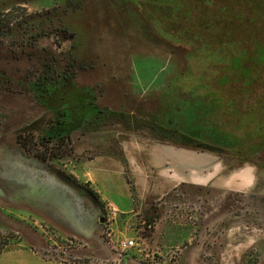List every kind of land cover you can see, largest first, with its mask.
<instances>
[{
  "label": "rangeland",
  "instance_id": "rangeland-1",
  "mask_svg": "<svg viewBox=\"0 0 264 264\" xmlns=\"http://www.w3.org/2000/svg\"><path fill=\"white\" fill-rule=\"evenodd\" d=\"M0 11L3 24L29 22L19 26L12 49L0 50L1 153L26 133L33 140L64 138L68 124L72 143L93 130L87 143L96 152L119 144L130 150L112 131L126 139L133 134L188 144L190 151L208 143L215 147L210 158L220 160L215 174L240 162L255 166V178L241 175L240 194L206 188V197L214 199V214L202 226L207 236L195 234L159 254L147 248L146 254H154L137 259L140 264H264V0H0ZM40 36L33 43L29 39ZM10 42L0 36L6 47ZM148 141L141 146L146 149ZM151 152L157 161L172 155L164 147ZM147 153H134V164L142 165ZM60 154L47 159L75 179L77 163L70 152ZM168 163L175 161L163 162L162 170ZM194 167L186 159L176 172L187 175ZM21 170L17 161L0 163V185L15 193ZM150 170L158 172L157 166ZM186 190L188 195L180 192L170 204L171 220L196 232L205 201ZM2 207L0 200L4 231ZM41 229L49 243L73 246L50 228ZM14 230L0 234L2 246L18 242ZM52 256L71 259L57 251Z\"/></svg>",
  "mask_w": 264,
  "mask_h": 264
},
{
  "label": "crops",
  "instance_id": "crops-1",
  "mask_svg": "<svg viewBox=\"0 0 264 264\" xmlns=\"http://www.w3.org/2000/svg\"><path fill=\"white\" fill-rule=\"evenodd\" d=\"M90 132L94 131L88 129L81 133L83 138L70 143L71 155L69 157L77 163L75 181L93 191L102 208L108 205L117 211L113 225V231L117 237L133 239L137 234L142 237V233H145V238L141 240L146 243L145 247H142L145 250L148 248L155 254H159L157 251H165L167 248L186 243L195 234L207 236L208 229L204 232L205 228L202 226L205 223L209 224V216L211 213L214 214L212 202L214 199L206 197L209 196L206 188L209 189L211 185L214 191L220 188L226 193L240 194L241 175L249 173L252 178H255L257 169L255 166H248L247 163L235 162L223 165L215 174L216 162L220 160L210 158L207 151L199 152L197 149H195L197 152L190 151L193 148L189 146H178L173 142L166 144L159 142L158 139H146L137 135L133 136V134L128 135V139L119 132L112 131L111 135L117 137L119 141H127L135 150L134 152L131 148L129 150L120 144L114 147L117 150L103 145L102 151L96 152L87 143L92 138H89ZM147 140L151 144L146 143L147 148L145 149L141 144ZM163 147L167 152L172 150V155L166 156L164 160L159 158L158 161L155 160L151 150L158 152L162 151ZM144 152H148L144 156L146 158L144 163L135 165L136 154L140 156ZM186 159L195 164V170L191 173L187 172V175L182 172L181 176L176 172V166L181 165ZM172 160L175 161L174 165L169 166L168 163L162 170L161 164ZM41 164L44 166L43 163ZM155 166L158 170L156 174L153 173L154 170H150V167ZM27 167L28 172L36 173L34 176L36 184L32 187L23 184L22 189L31 188L29 194L38 190V193H43L44 196L42 201L32 200L30 196H25L26 192L20 190L18 191L20 197L14 201L13 205L4 204L1 208L2 223L7 226H2L5 229L0 230V234L8 229L9 231L15 229L14 231L18 233L15 234L18 242L6 243L2 246L0 235V264H78L74 261L81 260L98 264H115L114 250L101 238L102 226H96L92 221L94 206L79 197L75 190L53 173L36 166L28 165ZM24 175L25 173H22V176ZM231 181H236L238 186H230ZM240 183L241 186H239ZM183 185L189 187L185 188ZM190 185L199 191L191 190ZM186 189L190 190L191 195L199 192L205 201L203 204L205 217L196 226V232L188 223L178 225L171 220L170 204L179 200L180 192L188 195ZM224 192L218 194L221 196ZM49 195L54 198L59 197L60 200L66 198L71 202L75 217H71L69 208L58 207L49 200ZM142 218L146 219L142 221ZM140 225L143 227L140 228ZM43 226L50 228L62 241L73 246H68L70 249L67 250V247L49 243L41 229ZM192 231L195 232L193 235H191ZM145 250L143 253L146 252ZM56 251L65 257L69 255L71 261L51 258ZM152 254L151 252L150 254L145 253V256L149 257ZM124 255L127 257L122 259V264L125 261L126 264H140L135 249L127 250Z\"/></svg>",
  "mask_w": 264,
  "mask_h": 264
},
{
  "label": "flooded vegetation",
  "instance_id": "flooded-vegetation-1",
  "mask_svg": "<svg viewBox=\"0 0 264 264\" xmlns=\"http://www.w3.org/2000/svg\"><path fill=\"white\" fill-rule=\"evenodd\" d=\"M6 34L7 33H6L5 29L4 28L3 29L0 28V36H1V38L6 39L7 38ZM41 37L42 36L35 37V38L30 37L29 39H30V41L33 40L32 41V43H33L34 41L37 40V38L39 39ZM45 37L51 38L49 34H46ZM16 43L17 42H12L11 41L10 42V45H11L10 47H8V46L6 47L4 43H0V50L12 49L14 47V45H16ZM32 43L28 42V43H26V44L24 43V44L26 46H30V45H32ZM21 44H23V43H21ZM25 45H23V46H25ZM71 129H72L71 125L68 124V126L66 127V131H67L66 135L67 136L64 137V141L68 143L69 149H70V143H71V133H70ZM80 135H81L80 133L77 135L78 139L81 138ZM15 141L16 142L14 143V146L11 147V149L10 148H8V149L6 148L4 153H1L2 151H0V156L3 158V161H1L0 163L1 164L4 163L7 159H9L11 161L12 160L13 161H17L19 164H20V162L21 163L23 162V164H20V165H21V169H22L21 171H23L25 173V175L24 176H22V175H18L17 176V181H16L17 191L15 193L10 192L9 190H7L6 187L3 188L2 185H0V195H3L5 197V200L0 199L1 203H3V204H11L10 201H16V199H18V197H20L19 196L20 194H18V191L22 190V185L23 184L24 185H29L30 187H32V186H34L36 184V182L34 180V176L36 175V173L35 172H31V173L28 172L29 169H28L27 166L30 163L39 162V163L50 165V166L54 167L58 172H60L61 176H63V175L67 176L65 171H63V170H61L59 168H56L55 165L53 163H51V161H48V159H43L42 157L38 156L33 149H31L29 147H26L25 146L26 144L23 143L24 142L23 139H19V141L18 140H15ZM3 144L4 143H1L0 146H2ZM70 150H69V152H70ZM31 167H35V166H31ZM26 171H27V173H26ZM99 205H100V203H99ZM92 209H93L92 210L93 216L97 217V220H102L101 226H102V229H103V224L105 222L106 217H105V212H104L102 206L100 205V208H98L96 206V207H94Z\"/></svg>",
  "mask_w": 264,
  "mask_h": 264
},
{
  "label": "trees",
  "instance_id": "trees-1",
  "mask_svg": "<svg viewBox=\"0 0 264 264\" xmlns=\"http://www.w3.org/2000/svg\"><path fill=\"white\" fill-rule=\"evenodd\" d=\"M2 14H3L2 11H0V17ZM28 25H29L28 21H22V22L14 21L12 24H9V23L3 24V21L0 20V28L5 29L6 33L8 34L7 35L8 40H10L12 42L16 41L17 37L20 38V36H18L19 26L22 28L24 26L27 27ZM21 136L26 137L27 141L26 140L25 141L27 143H29V146L31 147V149H33L35 151V153L38 156L42 157L43 159L53 157L57 154L61 155L60 153L63 154V152H65V151L69 152V150H70L69 145L67 142L64 141V138L56 139L54 141L49 140V139L33 140L31 133H29V134L26 133L24 135H18L17 136L18 141H19V139H22ZM216 144H218V143H216ZM186 146H189V145L187 144L184 147H186ZM195 146H196L195 148H197L198 150L207 151V152H210V150H213V148H215L208 143H206V144L205 143L204 144L198 143ZM189 147H192V146L190 145ZM66 177H68L72 181L76 182L72 176L67 174ZM83 187H86L96 197V195L93 193V191H91L87 186H83ZM51 258H55V257L51 255ZM69 260L71 261V259H69ZM74 262H76L78 264H98V263H91L90 261H87V260L74 261Z\"/></svg>",
  "mask_w": 264,
  "mask_h": 264
},
{
  "label": "water",
  "instance_id": "water-1",
  "mask_svg": "<svg viewBox=\"0 0 264 264\" xmlns=\"http://www.w3.org/2000/svg\"><path fill=\"white\" fill-rule=\"evenodd\" d=\"M29 166H36V167H39L41 169H45V170L53 173L55 176L59 177L62 181H64L68 186H70L73 190H75L79 197L84 198L88 203L92 204L94 207L97 206L98 208H100V205H99L97 198L87 188L77 184L76 182L72 181L71 179H69L68 177H66L64 175L61 176L60 172H58L54 167L47 165V164H44V166H42V164L39 162L30 163ZM22 190L24 192H26L25 196H28V197L30 196V198L32 200L36 199L38 201H42V197L44 195H43V193H38V190L33 191L31 194H29L31 191V188H29V189L23 188ZM49 200L54 202L58 207L61 206V208H64V207L69 208L71 217L72 218L75 217V213L73 211V207L71 206V202H69L66 198H61V200H60L59 197L54 198L53 196H50ZM92 221L96 226L101 227L102 220H97V217L93 216ZM125 257H127V255H123V259H125ZM125 262H124V264H126Z\"/></svg>",
  "mask_w": 264,
  "mask_h": 264
},
{
  "label": "built area",
  "instance_id": "built-area-1",
  "mask_svg": "<svg viewBox=\"0 0 264 264\" xmlns=\"http://www.w3.org/2000/svg\"><path fill=\"white\" fill-rule=\"evenodd\" d=\"M103 210L106 219L103 224L101 237L102 240L114 250L116 254L115 264H120V262H122L124 253L129 249H135L138 257L146 259L147 257L145 254L143 255L144 248L142 247L143 242L140 235L137 234L136 238L133 239H120L117 237L113 231L117 211L108 205H105Z\"/></svg>",
  "mask_w": 264,
  "mask_h": 264
}]
</instances>
